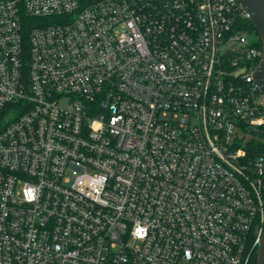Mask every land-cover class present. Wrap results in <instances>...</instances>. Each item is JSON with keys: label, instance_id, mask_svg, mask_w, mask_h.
Segmentation results:
<instances>
[{"label": "built area", "instance_id": "obj_1", "mask_svg": "<svg viewBox=\"0 0 264 264\" xmlns=\"http://www.w3.org/2000/svg\"><path fill=\"white\" fill-rule=\"evenodd\" d=\"M248 20L240 0H0V264H254Z\"/></svg>", "mask_w": 264, "mask_h": 264}, {"label": "water", "instance_id": "obj_2", "mask_svg": "<svg viewBox=\"0 0 264 264\" xmlns=\"http://www.w3.org/2000/svg\"><path fill=\"white\" fill-rule=\"evenodd\" d=\"M240 2L251 14V22L259 31L262 40L263 56L254 76L264 93V0H240ZM257 264H264V233L258 249Z\"/></svg>", "mask_w": 264, "mask_h": 264}, {"label": "trees", "instance_id": "obj_3", "mask_svg": "<svg viewBox=\"0 0 264 264\" xmlns=\"http://www.w3.org/2000/svg\"><path fill=\"white\" fill-rule=\"evenodd\" d=\"M245 26V29L250 33V34H255L257 37L256 44L262 49V40L259 34V31L256 29V27L253 25L251 21H247L243 24ZM248 148L253 154H264V130L261 133L260 136L256 138H252L249 143H248ZM257 256H258V251L255 254V260L254 264H257Z\"/></svg>", "mask_w": 264, "mask_h": 264}, {"label": "rangeland", "instance_id": "obj_4", "mask_svg": "<svg viewBox=\"0 0 264 264\" xmlns=\"http://www.w3.org/2000/svg\"><path fill=\"white\" fill-rule=\"evenodd\" d=\"M249 39L250 40H257V37H256V35L255 34H249ZM251 135H247V138H249Z\"/></svg>", "mask_w": 264, "mask_h": 264}]
</instances>
